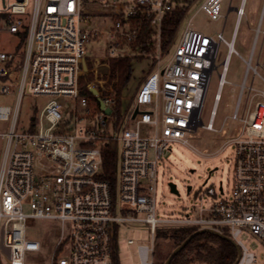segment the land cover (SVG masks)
I'll return each instance as SVG.
<instances>
[{"label": "built area", "instance_id": "1", "mask_svg": "<svg viewBox=\"0 0 264 264\" xmlns=\"http://www.w3.org/2000/svg\"><path fill=\"white\" fill-rule=\"evenodd\" d=\"M194 1L0 0V35L5 31L17 38L13 50L0 43V264H115V228L119 227V237L120 225L130 222L150 227L153 244L138 246L141 264L154 263L157 232L165 226L227 231L242 252L236 264L258 262L244 240L250 233L264 244V89L247 84L252 73L264 85V53L254 65L261 39L264 47V0L248 59L235 48L247 1L241 0L234 7L237 18L230 40L222 31L208 35L189 22L172 59L162 68L164 25ZM224 2L204 0L201 10L213 20L224 19ZM99 10L113 21L108 53L87 58V45L102 32L84 24ZM222 44L227 54L204 123ZM152 50V67L132 99V109L119 120L114 115L117 79L110 60ZM233 55L246 63V73L233 114L217 128ZM247 90L258 101L242 111ZM27 97L42 104L23 115ZM228 119L239 126L230 130L218 150L204 149L201 154L215 156L227 144L235 145L230 192L226 194L221 183L218 198L210 187L206 192L214 200L209 207L195 209L194 216L159 219V165L170 147L181 144L197 151L190 142L194 132L202 128L226 134ZM109 143L118 145L116 199L110 183L99 178ZM40 222L48 224L44 237L29 238L28 231ZM36 254L41 256L34 260Z\"/></svg>", "mask_w": 264, "mask_h": 264}, {"label": "rangeland", "instance_id": "2", "mask_svg": "<svg viewBox=\"0 0 264 264\" xmlns=\"http://www.w3.org/2000/svg\"><path fill=\"white\" fill-rule=\"evenodd\" d=\"M203 2L204 0L194 1L188 16L182 22L180 29L178 30L169 53H161L162 68H165L168 62L172 59L175 49L189 22H192L197 30L208 35H215L217 32L222 31L227 40L231 39L237 13L235 10H230V7H239L241 0H225L223 10L226 18L220 20H213L201 10ZM259 13L260 4L258 3V0H247L245 16L241 22L235 43L236 50L245 59L250 57L251 47L254 40L255 22L258 20ZM112 25L113 21L106 16L103 11L99 10V13L95 12L89 15V21L84 24V27L89 30L97 29L102 32V34L93 39V41L87 45V58H102L107 55L109 47L108 31ZM16 42V37L2 31L0 35L2 48L13 50ZM220 53L221 56L217 62L218 69L214 70L212 74L210 87L207 93V101L203 117L204 123L208 122L214 97L218 88L219 74L222 71L223 60L227 54V47L225 44L221 45ZM263 53V39H261L254 59V65H257L258 62L262 60ZM140 55L138 51L130 52L129 57H134L132 62L133 71L131 80L122 93L121 100L124 113H127L129 109H132V99L142 80L148 74L150 67H152L151 62L156 58L155 51L153 50L148 51L147 54L141 52ZM139 57L141 60H138ZM245 73L246 63L241 57L233 55L226 76L229 83L223 88L222 100L214 124L215 127L221 128L224 118L233 114L240 91V85L244 81ZM252 84L258 88L264 89V85L258 79L254 80L253 74L250 73L247 85L251 86ZM257 101V99H252V93L247 90L242 100V111L248 107L253 108ZM41 102L42 100L27 97L23 106V115H26V113L28 114L31 106L42 104ZM237 126H239V122L228 119L227 126L225 127V130H227L226 134H223V132L215 133L199 128L194 132V136L190 139L191 144L197 148V151L181 144L172 145L170 147L171 151L166 153L165 162H161L159 165L156 196L157 217L159 219L182 218L187 214L194 216L195 209H199L201 206L203 208L209 207L213 204L214 200L206 192L210 187L216 189L218 198H221V183L223 184L226 194L230 192L234 178L235 145L233 143L227 144L215 156H204L201 154V151L204 149H208L211 152L218 150L223 142L229 139L231 133L230 130ZM170 183L177 185L179 194H175L171 191ZM188 186H192L190 194L187 191ZM132 217H136V215L133 213ZM138 217H140V215H138ZM163 228L169 229L172 227L165 226ZM47 231L48 224L40 222L35 228L28 231V237L31 239H40L44 237ZM128 239H133L135 243L129 245L127 243ZM49 241L54 243L55 239L50 238ZM244 243L249 250L255 253L258 257V262L254 264H264V244L250 233L247 234ZM141 244H153L150 227L147 224L130 222L120 225L118 247L121 264H141L138 251V246ZM173 247L174 243L170 239H156L151 260L156 263L162 261L174 250ZM40 256L41 255L36 254L33 258L34 260H37ZM2 263L7 264L6 261H3ZM194 264L201 263L196 262Z\"/></svg>", "mask_w": 264, "mask_h": 264}, {"label": "trees", "instance_id": "3", "mask_svg": "<svg viewBox=\"0 0 264 264\" xmlns=\"http://www.w3.org/2000/svg\"><path fill=\"white\" fill-rule=\"evenodd\" d=\"M193 2L183 10H178L174 13L164 25L163 32V51L167 52L169 47L175 40V37L180 29L182 22L188 16V12ZM27 37V32L22 34V41L24 42ZM134 57H116L110 60L112 66L113 77L117 79L115 88L117 92L118 102L114 115L120 120L123 115L122 110V93L132 77V62ZM138 60H141L139 57ZM117 156L118 145L116 143H109L103 151V169L99 175L101 180H106L110 183L114 199L118 189L117 178ZM118 226L115 230V264H121L120 253L118 247ZM198 231L195 227H172L169 229L160 228L157 232V239L164 238L170 239L174 243V249L181 245L189 236ZM228 235L227 231H224ZM170 255V254H169ZM169 255L160 262L153 264H164ZM239 252L237 247L230 241L221 238L220 236L205 232L195 235L188 245L180 251L172 260L170 264H235L238 260Z\"/></svg>", "mask_w": 264, "mask_h": 264}, {"label": "water", "instance_id": "4", "mask_svg": "<svg viewBox=\"0 0 264 264\" xmlns=\"http://www.w3.org/2000/svg\"><path fill=\"white\" fill-rule=\"evenodd\" d=\"M235 10H237V8H236ZM91 91H92L93 94L96 93V91L93 90V89H92ZM102 108L104 109V105H102ZM105 111H106V113H108V114L111 113V109H107V108H106ZM136 114H137V111L135 112L134 116H136ZM201 125H202V123H201ZM169 185H170L171 191H172L173 193H175V194H179V191H178V189H177V185H176V184H174V183H170ZM191 190H192V186H188V187H187V191H188V193H190ZM205 232L214 233V234L220 236L221 238H224V239L230 241L232 244H234V245L237 247L238 252H239L238 260L240 259L241 254H242L241 249H240V247H239V246H238V245H237V244H236V243H235V242H234L229 236H226V235H224V234H222V233H219V232H216V231H213V230H210V229H202V230H198V231H196L194 234H192L191 236H189V237H188V238H187V239H186L181 245H179L178 247H176V248L170 253L169 257L166 259V261L164 262V264H170V263L172 262V260L174 259V257H175L180 251H182V250L188 245V243L191 241V239H192L195 235L200 234V233H205ZM238 260H237V261H238ZM237 261H236V263H237ZM236 263H235V264H236Z\"/></svg>", "mask_w": 264, "mask_h": 264}, {"label": "crops", "instance_id": "5", "mask_svg": "<svg viewBox=\"0 0 264 264\" xmlns=\"http://www.w3.org/2000/svg\"><path fill=\"white\" fill-rule=\"evenodd\" d=\"M258 3L261 5V0H258ZM230 10H235L234 7H230Z\"/></svg>", "mask_w": 264, "mask_h": 264}]
</instances>
